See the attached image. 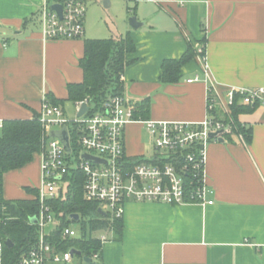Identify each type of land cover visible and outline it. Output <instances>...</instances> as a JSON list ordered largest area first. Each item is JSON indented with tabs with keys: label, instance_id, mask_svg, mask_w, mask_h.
I'll use <instances>...</instances> for the list:
<instances>
[{
	"label": "crops",
	"instance_id": "obj_1",
	"mask_svg": "<svg viewBox=\"0 0 264 264\" xmlns=\"http://www.w3.org/2000/svg\"><path fill=\"white\" fill-rule=\"evenodd\" d=\"M103 1L110 6L113 0ZM124 1L142 22L125 28L136 48L122 73L127 97L149 98L147 117L137 118L199 122L208 86L223 96L231 87L264 85V0ZM41 2L0 0V128L6 119L38 114L43 93L68 101V85L83 79L79 61L84 40L92 38L44 40ZM204 37L209 76L196 54L178 82L162 83V62L180 58L189 41L196 47ZM195 75L200 80L193 81ZM239 119L251 129L249 142L229 134L207 146L205 183L213 203L127 200L119 234H99L106 240L97 264H264V106ZM124 149L130 159L152 154L140 120L126 125ZM40 159L38 152L4 174V199L30 198L25 188L39 186Z\"/></svg>",
	"mask_w": 264,
	"mask_h": 264
},
{
	"label": "built area",
	"instance_id": "obj_2",
	"mask_svg": "<svg viewBox=\"0 0 264 264\" xmlns=\"http://www.w3.org/2000/svg\"><path fill=\"white\" fill-rule=\"evenodd\" d=\"M53 5H59L61 12L52 8ZM86 9V0H42L38 11L43 39L81 38ZM195 48L201 58L202 74L208 77L205 47L198 44ZM192 80L198 81L200 76L195 75ZM83 102L88 108L77 116ZM73 105L76 114L69 119L62 105L50 102L47 94H42L38 112L40 184L36 196L38 213L35 215L38 233L35 244L16 264H72L74 257L79 256L70 253L73 248L65 251L59 248L64 240L77 235L78 230L70 226L77 221L69 215V223L63 225L62 213H56L53 205L58 197L66 198L69 180L65 176L71 169L79 170L83 175L84 201L95 204L97 210L104 213L102 217L110 222L122 219L127 200L176 206L211 205L213 190L206 185L204 172L207 146L211 142H220V138L224 141L225 136L233 132L232 107L264 106V85L231 87L223 96L208 86L206 116L199 122L141 120L135 116L137 102L124 93L109 97L99 108H94L87 98ZM137 119L150 138L153 152L149 156L130 159L125 156L124 132L126 125ZM53 126L58 127L57 130L67 128L70 152L57 137L50 135ZM237 135L244 142L243 134ZM82 152L106 162L85 160L81 158ZM52 223L55 227L46 232L45 228ZM59 227V240H55L53 233ZM98 238L101 244L106 240L104 235ZM1 248L0 242V252Z\"/></svg>",
	"mask_w": 264,
	"mask_h": 264
},
{
	"label": "trees",
	"instance_id": "obj_3",
	"mask_svg": "<svg viewBox=\"0 0 264 264\" xmlns=\"http://www.w3.org/2000/svg\"><path fill=\"white\" fill-rule=\"evenodd\" d=\"M201 43L205 45L206 38ZM205 47V46H204ZM136 46L129 34L114 38H92L84 40V53L79 63L83 71V79L79 83L69 84L67 100L74 103L87 98L94 108H99L105 100L114 95L123 93L121 75L124 67L129 63L126 56L135 50ZM197 54L194 42L189 41L186 51L178 59H166L161 65L160 81L162 83H176L180 79L181 68ZM49 101L63 106V100L48 97ZM255 106H234L231 115L234 119V129L231 134L242 133L244 142L251 139V129L240 121L239 115L253 111ZM149 110V98L137 103L135 116L146 118ZM229 135V134H228ZM226 135V136H228ZM41 126L38 114L34 113L28 119H6L0 128V252L1 264H16L20 256L26 253L37 238V225L30 222V218L38 213L37 188L27 186L26 192L30 198L6 200L2 196L3 176L6 172L18 169L31 162L34 154L40 151ZM225 136V139H226ZM69 180L65 199L57 198L54 201L56 213H62L60 220L68 222V216L77 213L80 216L77 235L64 240L59 248L65 251L75 248L80 251L78 257L82 264V256L94 260L97 264L102 244L100 239L93 235L98 230H112L119 234L122 228V219L110 222L107 218L91 217L97 212V206L86 202L82 198L83 175L79 170L71 169L65 176ZM69 223V222H68ZM60 227L53 233L55 240H59ZM9 239L12 247L5 245ZM94 254L98 257L94 258Z\"/></svg>",
	"mask_w": 264,
	"mask_h": 264
},
{
	"label": "rangeland",
	"instance_id": "obj_4",
	"mask_svg": "<svg viewBox=\"0 0 264 264\" xmlns=\"http://www.w3.org/2000/svg\"><path fill=\"white\" fill-rule=\"evenodd\" d=\"M86 7L83 38H107L120 36V34L125 35V28L128 26V19L129 17L134 16L133 10L127 8L124 0H113L110 6H107L103 0H87ZM63 108L66 117L69 119L75 117V109L71 102H64ZM57 129L58 127H52V130ZM144 140L148 141L147 137H144ZM72 159L75 160L76 157L73 156ZM90 216L94 218H104L97 212L91 213ZM70 226L78 230L77 222L70 224ZM52 227H55L54 223L49 224L45 228L46 232ZM101 232L102 231L98 230L93 232V235L98 237ZM108 233L109 231H107V234ZM72 264H80L78 256L74 257Z\"/></svg>",
	"mask_w": 264,
	"mask_h": 264
},
{
	"label": "water",
	"instance_id": "obj_5",
	"mask_svg": "<svg viewBox=\"0 0 264 264\" xmlns=\"http://www.w3.org/2000/svg\"><path fill=\"white\" fill-rule=\"evenodd\" d=\"M52 8L56 9L59 13L61 12V7L59 5H53ZM128 24L132 28H138L139 26L142 25V22L138 21L136 16H131L128 19ZM87 108H88V106L86 105V103L83 102L80 105V109L77 113V116H80L82 113H84L87 110ZM50 135L53 137H57L63 143L67 152H70V146H69V142H68V132H67L66 127H62L59 130H53V131H51ZM219 141L221 142V141H223V139L220 138ZM81 158L88 160V161H92V162H98V163H103V162L105 163L106 162L105 160H102L98 157L92 156V155L84 153V152L81 153ZM97 212L101 215L104 214L100 209H98ZM70 216L75 221H78V219H79V215L77 213H73ZM30 222L32 224H36L37 223L36 217L35 216L31 217ZM5 245L8 247H12L13 243L9 239H7L5 241ZM70 253L72 255H74V254L81 255L80 251H78L75 248L71 249ZM82 261L86 264H95L94 260H92L91 258L86 257V256H82Z\"/></svg>",
	"mask_w": 264,
	"mask_h": 264
}]
</instances>
